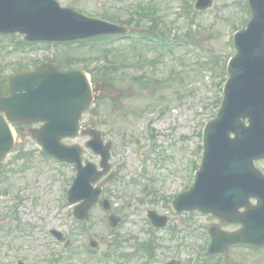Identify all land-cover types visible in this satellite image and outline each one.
I'll list each match as a JSON object with an SVG mask.
<instances>
[{
	"label": "rangeland",
	"instance_id": "rangeland-1",
	"mask_svg": "<svg viewBox=\"0 0 264 264\" xmlns=\"http://www.w3.org/2000/svg\"><path fill=\"white\" fill-rule=\"evenodd\" d=\"M58 1L99 18L106 15L122 18L127 5L151 1L158 22L162 21V30L173 39L176 36L178 41L190 42L191 49H199L192 51L178 46L173 54L163 55L154 64L143 65L141 61L131 60L134 51L124 40L114 43V52L120 50L117 62L120 56L122 61L127 59L128 62L119 61L115 68H104V44L100 42L52 43L41 49L38 45L15 47L14 40H18L20 34L2 38L0 72L9 73L15 64H26L32 59L41 61L45 57L60 63L68 59L72 67L91 70L87 75L98 90L82 124L99 129L103 140L113 143L110 160L116 177L104 187L101 196L114 202L112 211L122 219L118 229L110 232L104 222L108 212L96 205L88 221L75 220L72 206L61 203L62 192H66L75 176L73 165L44 157L28 127H13L17 143L0 163V244L9 242L12 248L8 252L0 247V258L11 261L19 258L27 264H140L143 261L140 256L130 255L129 259L117 262L113 258L118 256L113 254L109 261L97 262L87 252V237L91 236L98 242V256L105 250L109 253L114 250L111 243L115 241L120 242L119 250L133 253V244L151 239L157 241L152 264H164L170 258L178 259L180 264L201 259L207 245L203 235L206 226L216 224L227 230L234 227L196 211L173 213L169 200L191 180V177L184 180L187 161H199L202 126L216 110L219 68L223 60L234 53V31L242 28L250 15L244 5L246 0H214L210 9L195 14L185 12L186 5L193 4L194 0ZM146 55L147 58L156 56L150 50H146ZM142 72L147 74V79L133 78ZM153 76L160 81L153 80ZM100 78L107 81L106 84ZM155 105L158 108L154 110ZM149 128L153 136L148 134ZM87 138L81 133L64 142L79 144L83 160L97 163L98 156L85 146ZM139 152L149 154L142 175L138 171ZM259 166L264 171V162ZM134 181H145L147 187L144 190ZM148 209L170 216L168 228L152 230ZM82 223L84 230L80 229ZM172 227L177 237L170 236ZM52 228L67 236L68 247L49 233ZM186 231H191L193 236L184 237ZM118 255L121 256V252ZM225 259L227 264H264V247H230L225 254L213 256L206 264L218 261L223 264Z\"/></svg>",
	"mask_w": 264,
	"mask_h": 264
},
{
	"label": "water",
	"instance_id": "water-1",
	"mask_svg": "<svg viewBox=\"0 0 264 264\" xmlns=\"http://www.w3.org/2000/svg\"><path fill=\"white\" fill-rule=\"evenodd\" d=\"M211 3L212 0H198L197 8H206ZM249 4L252 19L247 29L235 34L237 53L227 66L229 78L224 85L221 107L204 128L200 169L190 190L173 203L177 210L198 208L228 222L242 224L233 233L210 227L208 254L223 251L235 243H264V180L252 168L253 155L248 158L247 167L241 164L238 179L233 169L234 141L229 137L233 132L256 135L257 141L264 139V0H249ZM0 31L23 32L26 39L32 40H63L124 29L60 8L54 0H0ZM91 100V88L82 71L63 73L51 64L42 63L34 72L0 78V111L4 112L0 115V160L13 145L8 122L46 120L34 136L46 152L77 163L79 171L70 199L85 197L88 203L93 198L85 205L89 207L98 191H92L89 182L95 181L102 172L95 173L91 163L80 167L79 147L65 146L59 139L77 133L81 112ZM245 117L249 119V126H244L241 120ZM88 145L101 153V165L106 170L109 146L102 145L98 133ZM76 191L81 194L72 198ZM250 196L258 197L257 205L248 204ZM242 206L246 209L240 213L238 208Z\"/></svg>",
	"mask_w": 264,
	"mask_h": 264
},
{
	"label": "trees",
	"instance_id": "trees-1",
	"mask_svg": "<svg viewBox=\"0 0 264 264\" xmlns=\"http://www.w3.org/2000/svg\"><path fill=\"white\" fill-rule=\"evenodd\" d=\"M148 11V10H147ZM144 13H146V10L145 11H143V15H146V14H144ZM140 15H142V14H140ZM148 15V14H147Z\"/></svg>",
	"mask_w": 264,
	"mask_h": 264
}]
</instances>
